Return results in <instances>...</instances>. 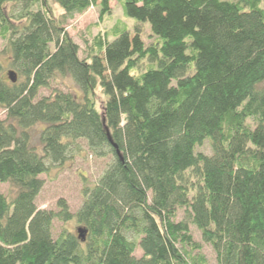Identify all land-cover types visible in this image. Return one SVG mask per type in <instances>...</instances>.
Instances as JSON below:
<instances>
[{"label":"trees","instance_id":"obj_1","mask_svg":"<svg viewBox=\"0 0 264 264\" xmlns=\"http://www.w3.org/2000/svg\"><path fill=\"white\" fill-rule=\"evenodd\" d=\"M111 2L131 27L81 50L68 21ZM263 2L0 0V264H208L190 224L216 264H264ZM80 141L110 163L75 213L38 209L39 176Z\"/></svg>","mask_w":264,"mask_h":264},{"label":"rangeland","instance_id":"obj_2","mask_svg":"<svg viewBox=\"0 0 264 264\" xmlns=\"http://www.w3.org/2000/svg\"><path fill=\"white\" fill-rule=\"evenodd\" d=\"M233 1V0H225ZM264 8V2L262 4ZM55 13L58 15L60 10L57 6ZM111 13L99 20L98 10L96 8H89L82 14H76L66 25V31L70 38L81 48L84 49V40L90 41L91 37L97 35L99 32H109V30L117 23L121 22L131 27L132 21L126 20L121 12L120 7L115 3H110ZM150 31L146 25L141 26V36L145 44L150 43L153 38L150 37ZM82 56V54H81ZM52 87L66 91L68 89L74 90L75 87L69 79H65L63 83H53ZM42 94L48 95L49 91H42ZM5 112L0 109V119H4ZM82 152L80 156L76 157L72 162H67L62 167H54L46 174H42L39 178L43 181V187L35 200V205L38 209L46 211H56L59 200H64L69 208V211L75 213L81 206V187L83 178L89 183L94 184L98 181L100 176L105 171L107 165L110 163V156L105 158H96L87 149L84 141H80ZM197 153L211 154L209 143L206 141L202 146L196 148ZM1 191L8 194V186L2 185ZM184 219V211L179 210L176 221ZM189 230L193 240L201 246V252L205 256L208 264H216L215 254L208 244H205L200 232L193 226L189 225ZM63 231L76 232L74 223L64 225L61 222L54 221L52 236L56 239ZM142 252L137 249L134 253L136 258H140Z\"/></svg>","mask_w":264,"mask_h":264},{"label":"water","instance_id":"obj_3","mask_svg":"<svg viewBox=\"0 0 264 264\" xmlns=\"http://www.w3.org/2000/svg\"><path fill=\"white\" fill-rule=\"evenodd\" d=\"M7 78L12 82V83H14L15 82V76H14V73L12 72V71H9L8 73H7ZM107 135H108V140H109V142L113 145V147L116 149V152H117V154L119 155V150L117 149V146L115 145V144H113V142L111 141V138L109 137V134L107 133ZM77 234L81 237V239L82 240H84V238H85V231H83L81 228H78L77 229Z\"/></svg>","mask_w":264,"mask_h":264}]
</instances>
